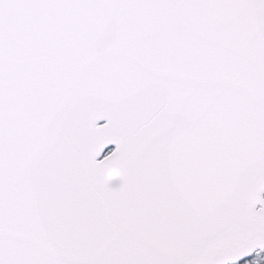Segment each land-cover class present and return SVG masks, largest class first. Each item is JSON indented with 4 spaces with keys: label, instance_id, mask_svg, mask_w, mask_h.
<instances>
[{
    "label": "snow or ice",
    "instance_id": "obj_1",
    "mask_svg": "<svg viewBox=\"0 0 264 264\" xmlns=\"http://www.w3.org/2000/svg\"><path fill=\"white\" fill-rule=\"evenodd\" d=\"M0 264H264V0H0Z\"/></svg>",
    "mask_w": 264,
    "mask_h": 264
}]
</instances>
